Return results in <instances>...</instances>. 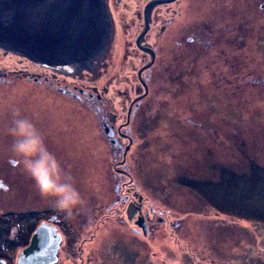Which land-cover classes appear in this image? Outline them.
Segmentation results:
<instances>
[{
  "label": "rangeland",
  "instance_id": "rangeland-1",
  "mask_svg": "<svg viewBox=\"0 0 264 264\" xmlns=\"http://www.w3.org/2000/svg\"><path fill=\"white\" fill-rule=\"evenodd\" d=\"M131 1L119 0L118 9L133 8ZM262 3L182 0L183 14H188L179 36L188 32L191 21L201 26L204 19H240V50L223 49L224 59L202 47L219 39L212 24L206 34L200 32L204 42L183 49L175 44L171 23L160 35L153 34L151 25L148 41L157 43L159 52L148 90L144 81L146 89L141 86L143 95L136 98L142 101L129 120L133 144L126 158L144 208L153 207L156 218L162 214L163 222L145 234L140 226L139 232L132 229L138 228L134 221L120 216L125 205L115 203L120 190L115 168L120 165L102 120L113 112L124 123L127 105L139 93L133 86L148 59L134 41L141 22L121 21L118 13V33L94 72L41 70L24 56L0 49L3 71L26 68L28 76L47 75L46 80H27L8 71L1 78L0 176L8 188L1 189L0 199L17 200H6L7 206L32 208L37 218L39 211L57 213L64 236L53 264H264ZM93 87L101 93L105 88L101 101L90 100ZM16 118L35 124L63 173L72 177L83 203L70 217L40 195L12 151L9 129ZM11 158L16 165H10ZM87 231L96 233L92 240Z\"/></svg>",
  "mask_w": 264,
  "mask_h": 264
},
{
  "label": "flooded vegetation",
  "instance_id": "flooded-vegetation-1",
  "mask_svg": "<svg viewBox=\"0 0 264 264\" xmlns=\"http://www.w3.org/2000/svg\"><path fill=\"white\" fill-rule=\"evenodd\" d=\"M119 0H105V13L108 18V20L111 22L115 17H119L118 13H120L121 17L119 20H128L132 22H141L140 26L138 27V31L134 35V41L135 45L139 47L141 50L146 51L143 53L142 57L144 59V56L148 54L147 61L140 66L139 73L137 76V84L133 88L135 91L139 92L136 96H134L131 101L128 103L126 108V115L123 121H117V118L115 114L112 112L108 116V118L102 117L103 120V128H105V132L107 131L108 134H110L109 138L111 139V143L114 146L116 153H117V163L120 165L118 167V172L123 173L126 177V181L124 182V197H118V200H115V203L117 204H124L125 214L128 221L133 220L134 223L138 226V228L133 227L132 229L139 232V225L136 223L138 218H143L146 223V233L147 231H151L152 227H156V224H160L163 222L162 214L160 217L156 218L154 214V208L148 207L144 208L143 203V197L139 193V190L136 189V185H133L131 176V170L127 165V153L129 149H131V146L133 144V137L131 135L130 131V124L129 120L130 117L133 115L135 108L138 106V104L142 101V99H138L136 101V98L143 95V93H140L139 89L141 90V86L143 88L142 91L146 89L145 82L149 81V79L152 77V64H154L155 58H156V46L154 42H148L146 40L148 33H150L151 28L154 25V35H160L164 29L167 23H171L175 29H173V34L175 35V44L176 46L181 45L182 49L188 47V43H194L196 41H200L203 38V42L205 40V35L202 37L201 31L204 32V34L207 33V28H209L210 24H212L210 27L217 28L219 39L217 42L210 43L208 39L206 38V42L202 44V47L204 48H210L209 51H213L221 55V58L224 59V53L223 51L225 49L227 50H240L241 47V40H240V32L243 30L240 19H237L236 16L234 17H224L222 19L216 20V19H204V23H201V26L198 24L187 23V30L188 32L183 35L179 36V30L180 28L185 25L183 21L186 19V13L183 14L184 11H182V0H135L131 1L133 4V8L129 9L126 8V5L124 6L126 10H120L118 9V2ZM111 2V3H109ZM129 4V3H128ZM189 3L185 5V10H187ZM264 6V3L261 4V7ZM124 8V9H125ZM264 8V7H263ZM126 11V13H125ZM129 11V12H127ZM183 14V15H182ZM127 16V18H126ZM177 19H179L182 24L180 26L177 25ZM247 19V18H246ZM199 20V19H198ZM245 21V20H243ZM248 22V21H246ZM165 23V25H164ZM207 24V25H206ZM152 25V26H151ZM172 28V27H171ZM206 29V31H205ZM193 45V44H192ZM0 49H2L4 54H7L8 52L12 53L13 51L7 50L6 48L0 46ZM224 49V50H223ZM107 50V49H106ZM216 50V51H215ZM176 52H181V49H176ZM223 56V57H222ZM102 57V56H101ZM101 57L97 60L93 59L91 60V66L89 68H84L85 70H90L91 72L95 71V68L97 66V63L100 61ZM29 61H32L40 66V69H51L50 64L48 60H35L34 58L27 57ZM190 69V68H189ZM9 71V72H8ZM7 72L10 74H20L22 77L26 76L27 80H30L33 78L38 79L42 77L43 80L47 79V75L40 73V72H33V76H28L29 73L26 68H19V69H10ZM7 72L0 69V81L3 76L7 74ZM80 73V72H78ZM77 73V74H78ZM30 77V78H29ZM4 78V77H3ZM56 79V77H54ZM53 78V79H54ZM58 82V79H56ZM145 81V82H144ZM49 82V81H48ZM50 83V82H49ZM147 90H148V84ZM64 89V88H62ZM70 89V90H69ZM71 89H74V86L72 87H66L65 91L67 93H71ZM80 93H83L85 96L86 90L80 89ZM92 92L89 93L90 100L95 101H101L102 100V94L105 92V88L102 89V93L99 91V89L93 87L91 89ZM141 91V92H142ZM77 96V95H76ZM125 96V95H124ZM80 97V96H77ZM122 107V109H124ZM10 165L14 166L16 165L15 159H10ZM7 183L4 182L3 178L0 176V191L1 189H7ZM18 197V196H16ZM19 201L20 199L17 198ZM8 197H3V200L0 199V260L4 262V264H19L18 263V257L19 253L22 248L26 247L33 237V233L35 229L41 225V223H47L52 224L55 227V230L60 233V240H59V246L61 244V241L64 236V231L61 230L62 228L60 225V217L57 215L54 217L52 214L51 216L48 215L45 210L39 211L40 215L38 218L35 216V212L32 210V208H21L18 209L17 206H7L9 205L7 202L17 203V200H14L13 202L11 200H8ZM21 202V201H20ZM5 204V205H3ZM11 205V204H10ZM14 205V204H12ZM131 208V213L133 214L131 218H128L127 209ZM135 219V217H137ZM150 220H153L151 222ZM174 224V223H173ZM91 226V224H89ZM141 228V227H140ZM139 230V231H138ZM76 231H79V227ZM81 231V230H80ZM88 232V231H87ZM91 234V232L89 231ZM71 234V233H70ZM90 240H92V237H90ZM59 250V247H58ZM58 256V251H57ZM56 262V261H55ZM53 262V263H55ZM51 263V264H53Z\"/></svg>",
  "mask_w": 264,
  "mask_h": 264
},
{
  "label": "water",
  "instance_id": "water-1",
  "mask_svg": "<svg viewBox=\"0 0 264 264\" xmlns=\"http://www.w3.org/2000/svg\"><path fill=\"white\" fill-rule=\"evenodd\" d=\"M105 12V0H0V46L35 60H48L58 72L71 65L88 64L89 68L118 33L115 18L110 22ZM14 46L22 49L17 51ZM130 210L128 218L133 215ZM136 223L145 233V220L140 217ZM59 240L54 225L41 223L31 242L21 249L18 263L55 262Z\"/></svg>",
  "mask_w": 264,
  "mask_h": 264
},
{
  "label": "clouds",
  "instance_id": "clouds-1",
  "mask_svg": "<svg viewBox=\"0 0 264 264\" xmlns=\"http://www.w3.org/2000/svg\"><path fill=\"white\" fill-rule=\"evenodd\" d=\"M14 117H19L14 110ZM9 129L14 137L12 151L19 158L24 170L34 181L42 197L51 198L53 206L69 217L83 203L72 177L63 173L56 156L45 145L42 133L27 118H16Z\"/></svg>",
  "mask_w": 264,
  "mask_h": 264
},
{
  "label": "bare ground",
  "instance_id": "bare-ground-1",
  "mask_svg": "<svg viewBox=\"0 0 264 264\" xmlns=\"http://www.w3.org/2000/svg\"><path fill=\"white\" fill-rule=\"evenodd\" d=\"M14 49L15 50H17V51H20L22 48H20V47H17V46H14ZM106 51V50H105ZM13 53H18V52H15V51H13ZM21 56H24L23 58H27L28 56L27 55H25V54H20ZM88 64H86V65H82V66H80V67H75L74 65H71V66H68V68H67V71H61V74H70V75H73V74H77L78 72H81L82 71V69H84V68H86V66H87ZM53 70V69H52ZM55 71V70H54ZM56 72H58V71H56ZM56 76V74L55 73H52V77H55ZM136 85H138L137 84V81L135 80V83H134V86L133 87H135ZM141 88V87H140ZM139 91H140V89H139ZM115 177H117L116 178V181H117V183L119 182V186H120V190H118L117 191V193L115 192V195H117V197H124V182L126 181V177H125V175L123 174V173H119L118 172V168L116 167L115 168ZM113 181V180H112ZM116 186V183H115V185H114V187ZM114 191H115V189H114ZM111 210H113V208L111 209ZM110 211V210H109ZM112 212H114V211H110V213H112ZM122 214L120 215V216H122L123 214H125L124 213V210H122V212H121ZM118 215H119V213H118ZM104 222H106V221H104ZM166 222V221H165ZM103 225H105V223L103 224ZM89 233V232H88ZM146 233V232H145ZM144 233V234H145ZM90 234V233H89ZM96 233L94 232V231H91V236H92V238H93V236L95 235Z\"/></svg>",
  "mask_w": 264,
  "mask_h": 264
}]
</instances>
